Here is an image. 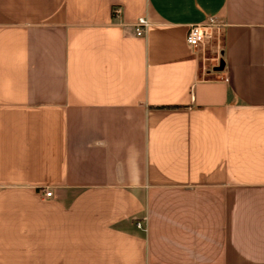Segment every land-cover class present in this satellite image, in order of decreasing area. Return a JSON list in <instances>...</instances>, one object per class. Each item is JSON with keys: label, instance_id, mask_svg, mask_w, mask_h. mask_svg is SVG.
<instances>
[{"label": "crops", "instance_id": "obj_1", "mask_svg": "<svg viewBox=\"0 0 264 264\" xmlns=\"http://www.w3.org/2000/svg\"><path fill=\"white\" fill-rule=\"evenodd\" d=\"M0 264H264V0H0Z\"/></svg>", "mask_w": 264, "mask_h": 264}, {"label": "built area", "instance_id": "obj_2", "mask_svg": "<svg viewBox=\"0 0 264 264\" xmlns=\"http://www.w3.org/2000/svg\"><path fill=\"white\" fill-rule=\"evenodd\" d=\"M121 13L120 8L114 9V16L117 17ZM135 31L138 36H144L146 30L149 26V21L145 17H141L134 24ZM226 27V22L222 18L210 17L207 21L200 24H192L187 33V43L192 47H198L205 43L209 38H211L216 31L223 30ZM46 196H52V191H47ZM141 227L142 224L138 223Z\"/></svg>", "mask_w": 264, "mask_h": 264}, {"label": "water", "instance_id": "obj_3", "mask_svg": "<svg viewBox=\"0 0 264 264\" xmlns=\"http://www.w3.org/2000/svg\"><path fill=\"white\" fill-rule=\"evenodd\" d=\"M224 67H225V64H224V61H221L220 62V65L215 67V70L216 71H223L224 70Z\"/></svg>", "mask_w": 264, "mask_h": 264}]
</instances>
